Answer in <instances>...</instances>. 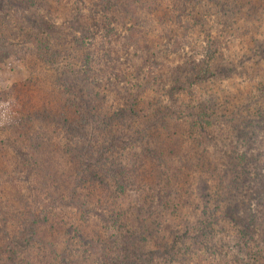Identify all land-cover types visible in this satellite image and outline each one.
I'll use <instances>...</instances> for the list:
<instances>
[{
  "label": "trees",
  "instance_id": "1",
  "mask_svg": "<svg viewBox=\"0 0 264 264\" xmlns=\"http://www.w3.org/2000/svg\"><path fill=\"white\" fill-rule=\"evenodd\" d=\"M263 1L0 0L28 71L0 81V264L49 243L51 201L109 196L104 244L50 264H264Z\"/></svg>",
  "mask_w": 264,
  "mask_h": 264
},
{
  "label": "rangeland",
  "instance_id": "2",
  "mask_svg": "<svg viewBox=\"0 0 264 264\" xmlns=\"http://www.w3.org/2000/svg\"><path fill=\"white\" fill-rule=\"evenodd\" d=\"M257 9V15L260 16V19L262 18L261 21L262 23H264V1L262 4L258 5ZM63 13L66 12L63 11ZM251 17L249 18V16L247 15L246 17L239 19L240 26H236L241 27L245 25L243 26V28L250 27V25H252V23L254 22V18L251 19ZM182 18L183 20L189 19L187 16H183ZM262 26L263 25L259 26L258 29H261ZM217 27L214 26L211 30L213 36H216V34L218 33L219 26ZM135 30H137L136 26H134L133 28V31ZM151 66H153V64ZM27 73V68L23 67L22 63L16 57L9 58L6 62H0V81L2 85L1 87L7 88L12 83L25 79ZM260 163H264V157L261 158ZM110 197L111 196H109V198L101 197V199H103L102 204L104 206L110 207V209H107L108 211H104L105 216L107 217V219L105 220H102L99 215L94 214L96 213L95 211H98L97 205L94 204L95 201L88 202L84 198V202L81 207H79L78 204L64 206L58 203L57 201H51V204H49L51 205V209H49V211H51L50 222L43 228L42 233V237L48 240L49 243H45L41 246L35 247V249H33L32 252L29 253V258L26 260H29L31 264H50L51 255H49L48 252L51 250L52 246L55 244L57 249H63V247L66 246L65 240L68 238L72 239L69 242V245L72 250L77 247L83 248L82 243L80 242L81 240L79 238V235L83 236L82 232L85 233L82 242H87L88 245H91V242L93 245L99 243L104 244V242H102L99 237L92 235V229L95 230V228H99V232H101L102 237H107L108 234L111 235L110 232L113 231L111 229L113 220L119 217H117L116 215L118 209H114V201L112 202V204L110 203ZM129 197L130 195L128 196V198ZM115 201H118L119 204H122L120 198L115 199ZM46 202H50L49 198H45L44 200H38V202L34 198H31L30 203L31 206H34L35 213H38L40 208H42ZM128 203L129 202L123 203V207L127 208ZM253 205L255 206V202ZM97 241L99 243H97ZM26 256H28V254L23 253L20 258L25 259ZM262 262H264V260Z\"/></svg>",
  "mask_w": 264,
  "mask_h": 264
}]
</instances>
